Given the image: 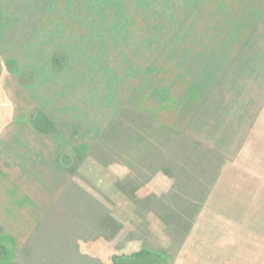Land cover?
Wrapping results in <instances>:
<instances>
[{
  "label": "crops",
  "instance_id": "crops-1",
  "mask_svg": "<svg viewBox=\"0 0 264 264\" xmlns=\"http://www.w3.org/2000/svg\"><path fill=\"white\" fill-rule=\"evenodd\" d=\"M186 1L196 14L177 19V30L163 35L129 26L94 38L91 30L76 29L82 25L66 24L76 31L55 38L53 25L71 18L52 13L41 19L51 23L47 31L34 33L31 63L23 49L2 39L0 62L16 67L3 80L8 110L0 112V234L13 242L12 264H107L91 246L113 244L103 235L89 239L100 218L89 222L86 209L60 205L62 198L70 204L73 197L104 196L88 190L83 176L75 178L72 157L64 153L87 148L90 136L115 128L123 111L129 115L126 153L139 142L144 149L143 164L127 161L136 169L131 180L144 182L131 191L156 197L173 181L188 183L169 190L184 200L175 229L168 226L175 231L167 236L171 242L162 239L167 250L158 249L168 264H264V0ZM87 34L92 40L83 46L79 40ZM45 48L64 51L68 63L59 75ZM84 48L86 56L73 64V53ZM45 55L46 82L39 68ZM153 60L159 69H152ZM137 116L148 125L136 135ZM168 150L174 152L170 161ZM174 165L180 170L169 168Z\"/></svg>",
  "mask_w": 264,
  "mask_h": 264
},
{
  "label": "rangeland",
  "instance_id": "rangeland-1",
  "mask_svg": "<svg viewBox=\"0 0 264 264\" xmlns=\"http://www.w3.org/2000/svg\"><path fill=\"white\" fill-rule=\"evenodd\" d=\"M57 1H61V3L58 4L57 10L55 11V4ZM57 1H0V44H3V39L5 41V44H12L15 49H18V51L23 49L25 52L24 56L26 58L24 61L26 63H31L34 55L33 52H37L38 48V44L34 43L36 40L34 33L38 29L40 31L46 30L47 27L45 29V25H51V23L41 22V19L45 16L49 17L52 13L60 14L61 17H70L71 22H65L62 19L61 22H58L57 25L56 23L55 26L52 24L53 27L50 29L51 36H54L55 38L56 36H61L64 32H66V30L70 29H66L65 25L72 24L74 26L82 25V27L79 26L76 29L81 28V31L83 30V33L84 30H91L90 32H92V34L96 33L94 38H100V34L102 33V31H109V33L117 31L122 32L125 30H129V28L131 30L151 29L154 33L156 31H161V34L163 35L166 30H172L173 32L177 30V24H182L177 23V19L181 20L182 17L185 19L187 15H189L188 17L191 20V15H193L194 13L196 14L197 12L193 11L196 8H194L193 6L191 7L192 1L186 0ZM78 16H81L83 20L80 21L81 18H79ZM183 24L186 25L191 23L184 22ZM72 30L75 29H70V31ZM162 30L165 31L163 32ZM154 33L153 35H155ZM90 38L91 35L87 34L85 37L80 38L79 43H82L83 46H86L85 42H91L92 39ZM152 40L154 47L156 38H152ZM39 42H41L40 35ZM98 51L102 50L98 49ZM154 51L155 50L153 49V58L155 57ZM51 52L52 61L55 67V71L53 72L56 73V75H59V73L57 72L64 70V68L67 66L68 60L67 58H65L66 55L64 51L54 52L52 48L43 49L42 54H49ZM91 53H93L92 56H95L94 51H92ZM48 56L49 55H45L44 58L41 59L44 64L39 65V68H41V75L43 76L41 80L44 79L45 82V77L49 78L45 73L47 69ZM82 56H86L85 48L80 49L79 52L73 53V64L78 63L79 57L81 58ZM15 68L16 67H14L12 63L6 64L4 62H0V91L2 92L4 97H6V92L3 89V80L10 74H14L16 70ZM152 69H159V65L154 62V60ZM140 73H142L143 75V71H141ZM157 76V74L153 75V80ZM26 78L27 76L23 81H25ZM125 80L127 82V79ZM128 80H130L129 85L131 87L133 79L131 78ZM135 81L137 82L136 88L138 89V83L141 81L138 75L137 78L135 77ZM135 81L134 83H136ZM129 85L126 84V86H121L122 91L125 90L124 92L126 94V89L127 87H129ZM158 86L159 82L156 84V86H152V91L155 92L156 89H158ZM9 88L15 89V86L9 82ZM141 88H143V86ZM45 90L47 92V89ZM0 100L2 101L3 99L1 98ZM0 109L8 110V104L2 103V106L0 105ZM123 110H127V108H123ZM127 113V111L125 113L123 111V114L121 113L120 121L118 120L114 124L116 125L115 128L113 127L114 129H108L102 137L96 135L90 136V138L87 140V148H85L84 150L74 149L73 147L72 149H65L64 154L69 155L70 153V156L72 157L71 172L75 176V178L80 179L83 176V181L87 185L88 190H100L103 192L104 196L101 198L73 197L72 199H70V204H68V199L62 198L60 205H71L73 209H79L81 207V211H84L86 209L89 222L94 221L93 218L96 219V217L98 216L100 218L98 226H101V228L96 229L93 233L90 232L89 239H93L97 236L103 235V238L108 243L113 244L114 247H110L112 250H123L126 247L127 243L130 241H136L138 243V247H144L156 252L160 248H164L167 250L169 243L166 244L165 241L162 242V239H165V237H167L169 234L172 235L175 232L173 229H175V218L177 209L179 208L178 205L181 204L180 201L184 200L176 198L174 196H170L172 194L169 193L170 191H174L175 189H183L188 183L186 184L183 182H179V180L173 181L170 183L171 185L170 187H168L170 191L168 190L169 192L167 191L166 195L156 197H145L142 194H137V192L135 193L131 191L142 188L144 182H135L131 180V177L133 179L135 175L136 169L135 167H133L132 170H129L127 167V161L130 162L129 159L132 157V161L135 160L136 163H140L139 165L143 164L142 157L144 149H142L143 142H139L137 145L140 146V148H136L137 150L132 151L131 155L129 154L130 157L128 153H126L128 140L127 127L129 124V115ZM135 120V129L137 135L140 130H143L145 125H148V123L144 122L143 118H138V116ZM118 127L119 129H117ZM152 131L153 126H151V132ZM155 139L156 137L152 135V141H155ZM137 141L140 140L137 138ZM173 154L174 152L168 150V160L173 158ZM120 165L121 168L119 172H116V174L113 175L111 171L112 168L114 167L115 170V166L117 167ZM142 167L143 166H141V168ZM169 168H172L174 170H176V168H179L180 170V166L175 167V165ZM79 188V183L74 182L72 184L73 190L78 191ZM83 206L85 207L84 209H82ZM62 216L64 217V215H61V217ZM71 216L73 218H78L82 215L72 214ZM129 219L132 221L131 225L134 227V230L120 234L119 226L121 224L125 225L126 221H128ZM111 221H113L114 223V230L108 224L111 223ZM168 226H173V229L169 228ZM166 240L171 242L172 237L171 239H168L167 237ZM163 253H165V251Z\"/></svg>",
  "mask_w": 264,
  "mask_h": 264
},
{
  "label": "trees",
  "instance_id": "trees-1",
  "mask_svg": "<svg viewBox=\"0 0 264 264\" xmlns=\"http://www.w3.org/2000/svg\"><path fill=\"white\" fill-rule=\"evenodd\" d=\"M0 105L5 103V97L0 91ZM3 111L0 109V112ZM131 220L119 226L120 234L134 230ZM111 226V223H108ZM118 231V232H119ZM136 241H130L123 250L116 251L108 247L104 242L98 241L91 246L93 252L97 253L107 264H168L165 253H159L144 247H138ZM15 255V248L10 238L0 234V264H12Z\"/></svg>",
  "mask_w": 264,
  "mask_h": 264
}]
</instances>
